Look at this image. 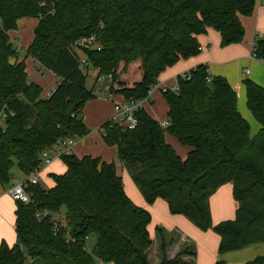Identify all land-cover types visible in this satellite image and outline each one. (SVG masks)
Masks as SVG:
<instances>
[{
  "label": "trees",
  "instance_id": "obj_1",
  "mask_svg": "<svg viewBox=\"0 0 264 264\" xmlns=\"http://www.w3.org/2000/svg\"><path fill=\"white\" fill-rule=\"evenodd\" d=\"M257 0H0V183L8 187L15 165L29 176L42 155L64 139L90 134L83 117L88 101L81 56L111 76L108 93L126 101H150L160 75L201 52L197 36L214 29L222 47L245 37L242 17L254 14ZM23 18L38 24L26 58L32 57L61 82L47 98L29 81L25 59L9 33ZM93 43L74 48L84 39ZM253 56L264 61V38L256 36ZM13 59L15 62H13ZM247 107L260 125L255 137L237 107L228 80L198 65L177 79L178 91L162 92L168 104L164 128L139 107L137 126L114 120L100 128L106 146L116 147L145 201L167 202L203 232L220 237L216 264L227 253L264 244V89L245 80ZM12 113V115H11ZM190 148L183 159L166 140ZM63 174H50L54 186L28 185L32 202L17 201L13 246L0 245V264H196L194 243L162 226L151 236L152 215L126 193L116 163L74 154L62 155ZM233 186L236 218L213 223L211 197ZM45 212L49 214L44 215ZM55 221L59 222L56 226ZM94 239L92 250L88 247ZM247 264H264L259 256Z\"/></svg>",
  "mask_w": 264,
  "mask_h": 264
},
{
  "label": "crops",
  "instance_id": "obj_2",
  "mask_svg": "<svg viewBox=\"0 0 264 264\" xmlns=\"http://www.w3.org/2000/svg\"><path fill=\"white\" fill-rule=\"evenodd\" d=\"M242 24L245 28V37L242 43L230 45L228 47L221 46V35L214 29H209L206 34L197 36V39L201 45V52L198 56L190 58L187 63H184L181 67L169 71L168 73H162L159 77V88L153 90L150 101L145 100L141 103V107L144 108L148 114L161 124L167 121V115L169 111L168 104L165 98H162V87L172 88L177 84V79L179 76H183L188 73L191 69H194L198 65H206L209 68V73L211 76H221L228 80L230 85L235 89L237 93V107L240 114L252 127L253 122H257L253 117L252 113L247 107V91L244 85L245 80H251L258 86L264 89V61L258 60L253 56V47L255 43L256 36L264 38V1L257 0L255 12L250 17H242ZM38 24V23H37ZM26 57V56H25ZM19 59L22 61L25 59ZM36 65L37 70L41 73L46 69L40 68L33 60L32 57H28ZM25 59V63H26ZM15 62V60H13ZM27 70V68H26ZM97 72L98 76V71ZM249 71V74H246ZM51 72V71H50ZM53 90L50 92L49 96L55 90L57 85L61 82L60 78ZM175 83V84H174ZM175 86H172V85ZM106 95V103H109L111 107L108 108V114H101L103 108L95 106L98 117L101 118L102 123L106 117V121L114 119L117 115L115 111L116 104H122L126 100L122 95H111L108 98ZM246 95V97H245ZM165 101V103H164ZM246 102V106H245ZM164 104L163 111L158 110L157 104ZM103 106V105H101ZM107 106H109L107 104ZM86 109V106H85ZM85 109L83 114L85 113ZM155 112L156 115L150 112ZM84 122H88L87 116L83 115ZM105 121V122H106ZM104 122V123H105ZM102 123V125L104 124ZM258 123V122H257ZM259 124V123H258ZM101 125V126H102ZM100 126V128H101ZM256 126V125H254ZM98 129V133H90L89 135L79 138L76 140L75 144L72 146L70 153L76 155L79 158L86 156H91L93 158H101L106 162H114L117 165L118 172L120 175H124V167L121 161L117 163V148L112 147L107 151L105 148H110L104 143L102 133ZM258 129V130H257ZM256 135L260 130V127L255 129ZM96 132V131H95ZM251 136L252 138L255 137ZM166 140L171 144L177 153L185 159L190 151L189 147H181L180 150L176 148L177 140L170 136H166ZM179 143V142H178ZM179 146V145H178ZM60 149V148H59ZM58 148L49 151L50 156L54 159L53 162L48 166H41L40 176L43 178L50 177V174H63L66 171L65 164H61V158L58 157ZM114 153H112L111 151ZM101 153L102 155L95 154ZM56 169V170H55ZM21 176L15 177L12 184L18 181H24L27 179L21 172ZM49 181V180H48ZM53 181V179H52ZM54 182V181H53ZM54 186V185H53ZM52 186V187H53ZM125 187V186H124ZM7 187L0 183V245L5 242L9 246H13L17 241L16 234V210L17 201L14 200L6 192ZM125 191L129 196V193L125 187ZM131 193V191H130ZM136 194L133 196L139 205L145 206L142 200L136 198ZM130 197V196H129ZM131 198V197H130ZM132 199V198H131ZM142 201V202H141ZM149 205V204H148ZM148 210L152 215L151 227L154 225V229L157 226H162L168 231L178 230L185 238H188L197 245V255L195 262L196 264H216L220 258L218 255V248L220 244V237L213 231L203 232L199 230L192 222H190L186 217L182 215H172L169 211V206L167 202L159 199L153 205H150ZM210 208L212 213L213 223L215 225L229 220H234L236 218V212L238 209V204L233 196V186L231 184H226L222 186L210 199ZM155 218V219H154ZM154 221V222H153ZM264 255V245L259 244L241 251L231 252L223 255L221 259L227 264H247L249 261Z\"/></svg>",
  "mask_w": 264,
  "mask_h": 264
},
{
  "label": "rangeland",
  "instance_id": "obj_3",
  "mask_svg": "<svg viewBox=\"0 0 264 264\" xmlns=\"http://www.w3.org/2000/svg\"><path fill=\"white\" fill-rule=\"evenodd\" d=\"M37 23H38V20L35 18H23L17 22L16 28L14 30L10 31L9 36H10L14 46L19 50V59L20 58L23 59L26 56V49L34 41L35 28L37 26ZM189 60L190 59H187V60L183 59V60L179 61L175 66L167 68V70L163 73L166 74L169 71L177 69L178 67H181L184 63H187ZM26 68H27L29 81L35 82L36 84L40 85L43 88L42 98H47L49 96L50 92L53 90V88L56 86V84L58 82L57 76L48 70H45V71L40 73L37 70L36 65H34L33 61L30 59H26ZM82 70L85 72V74H87L86 87L89 90L94 89L96 95H98L97 99L87 102L85 113L83 114V115H86L87 119H88V122H86L87 123L86 126H87L88 130L90 131V133L94 134V133H98V129L100 128L102 123H104L106 121V119L108 118V117H106V119L102 123H100L101 118L98 117L97 111L95 110V106L99 107V108H103V112L101 114H103V115L108 114L106 112H108V108L111 107V105L109 103L104 102V101H106V95H107L108 90L111 87L112 83L107 79V77H102L101 80H97V72L94 69H91V68L86 69L85 67H82ZM174 84L172 86H175ZM245 97H246V95H245ZM162 98L164 99V96H162ZM164 103H165V101H164ZM107 104L109 106H107ZM101 105H103V106H101ZM163 105L164 104H161V103L160 104L158 103L156 105V106H158V110L160 112L163 111V108H162ZM245 106H246V102H245ZM150 112H151V109H150ZM151 113L156 115L155 112H153V111ZM254 125H256V126H254ZM257 127H260V125L257 122H253L252 127H251V136L256 135V132L258 129L256 131H255V129ZM176 145H177L176 148L178 150H180V146L186 147V146H182L178 142ZM105 149L107 151H110L109 149H111V148L106 147ZM113 151H115V150H112L111 152L114 153ZM116 151H117V156H118V150H116ZM94 153L102 155L101 153H97V151H94ZM60 162H61V164H63L62 160ZM119 162H120V160H119V156H118L117 163H119ZM12 175L14 178L15 177L17 178V177L22 175L21 171L17 165L14 166V168L12 170ZM121 177L123 178V184L126 187L128 193H129V196L132 198V200L138 206H141L143 208L149 207L150 205H148L147 202L145 201L142 193L140 192V190L138 189V187L134 183L131 174L128 172V170L126 168H124V175L122 173ZM39 183L44 189H49L54 185L52 178H50V177L43 178V176H40ZM130 191H131V193H130ZM134 193L136 194L135 195L136 198H139V200H142L145 206H142L141 204L139 205V203H137V201L135 200V197L133 196ZM146 209L148 210V208H146ZM151 229H152L151 236L154 238V236H155L154 225H152ZM193 243L195 245V249L197 252V245L195 242H193ZM93 245H94V239H90L88 242V247L90 250H92ZM261 256H264V255H261Z\"/></svg>",
  "mask_w": 264,
  "mask_h": 264
},
{
  "label": "built area",
  "instance_id": "obj_4",
  "mask_svg": "<svg viewBox=\"0 0 264 264\" xmlns=\"http://www.w3.org/2000/svg\"><path fill=\"white\" fill-rule=\"evenodd\" d=\"M93 38H88V39H84L80 42H78L76 44V46L74 47L78 53L80 52L81 47L90 45L93 43ZM81 62V67H85L87 69V67L89 66V63L87 62V59L83 56H81L80 59ZM246 74H249V71H246ZM107 79L109 81H111L112 77L109 76L107 77ZM101 80V79H99ZM159 85L154 86L150 91H149V97H151V94L153 92V90L159 88ZM169 89L173 90V91H178V87L177 85L175 87L172 88H166V87H162L160 90L162 92H167ZM108 98H111V94H108ZM148 100V99H145ZM144 100V101H145ZM149 101V100H148ZM143 102V101H142ZM142 102H135L134 100H130V101H125L122 104H116L115 105V111L117 113V115H115L114 121H116L117 123H119L121 126L129 129V130H134L137 126V119L135 118V111L141 107V103ZM12 115V113H11ZM8 117V114L5 111L0 112V122L3 123L5 122L6 118ZM162 126L164 128L169 126L168 121L162 123ZM76 140L75 139H64L63 141H61L60 146L58 147V157H61L62 155H67V154H71V148L72 146L75 144ZM42 166H48L53 162V158L52 156H50L49 151H46L45 153H43L42 155ZM40 169H37L36 171H34L32 174H30L26 180L24 181H18L15 184H12L10 186L7 187L6 192L8 195H10L14 200L16 201H20L22 203L25 204H30L32 202L31 199V195L28 192L27 188L29 184L32 185H39V180H40ZM49 213L45 212L44 215L42 216H47ZM57 221H55L56 223ZM59 222H57L55 225L57 226Z\"/></svg>",
  "mask_w": 264,
  "mask_h": 264
}]
</instances>
